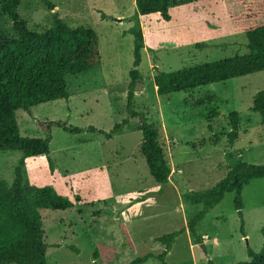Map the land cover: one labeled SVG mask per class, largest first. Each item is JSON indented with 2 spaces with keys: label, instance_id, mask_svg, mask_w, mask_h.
Segmentation results:
<instances>
[{
  "label": "rangeland",
  "instance_id": "obj_1",
  "mask_svg": "<svg viewBox=\"0 0 264 264\" xmlns=\"http://www.w3.org/2000/svg\"><path fill=\"white\" fill-rule=\"evenodd\" d=\"M48 1L53 9L41 0H20L19 18L37 33L53 27L57 19L70 27L92 28L99 40L103 86L32 106L30 114L16 112L21 136L50 135L51 165L44 156L27 158L26 180L51 186L73 203L66 210L40 211L46 264H161L155 256L164 245L157 237L183 228L200 211L201 204L184 196L207 192L224 176L226 150L240 152L247 163L264 164V124L251 109L255 93L264 90V71L165 96L156 93L153 76L157 70L246 53L247 40L238 26L264 21V0L178 2L169 7L168 21L158 13L136 15L134 0ZM137 21L144 41L138 67L143 88L135 92L133 107L157 131L171 169L166 185L148 171L135 120L109 139L89 130L92 126L108 132L126 115L133 62V36L128 30ZM16 38L10 17L1 14L0 41ZM210 108L217 115L209 116ZM233 111L239 114V137L229 147L226 133ZM37 120H62L82 131L69 133L53 125L44 132ZM20 156L16 151L0 152V177L12 181ZM241 202L243 233L234 193L227 192L197 224L201 240L196 242L186 229L175 238L166 264L248 261L247 247L259 251L264 244L263 178L243 187ZM146 253L154 257L133 263Z\"/></svg>",
  "mask_w": 264,
  "mask_h": 264
},
{
  "label": "trees",
  "instance_id": "obj_2",
  "mask_svg": "<svg viewBox=\"0 0 264 264\" xmlns=\"http://www.w3.org/2000/svg\"><path fill=\"white\" fill-rule=\"evenodd\" d=\"M41 1L49 9L54 8L48 0ZM183 1L202 0H134L136 15L158 13L164 21H168L169 7ZM19 3L20 0H4L0 5V15L10 17L17 33L16 39L0 41V152L16 151L21 155L13 169L12 181L0 177V264H46L47 244L44 242L40 211L66 210L73 203L51 186H36L26 180L24 163L27 158L44 156L51 165L50 135L44 138L21 136L16 112L22 109L30 114L32 106L95 90L103 86V78L99 65V40L92 28L70 27L57 19L56 24L43 33L31 31L19 18ZM231 19L234 21L232 16ZM238 27L247 40L246 53L193 63L175 70H157L153 76L156 93L165 96L188 92L201 86L264 71V21ZM128 31L133 36V62L128 74L126 115L108 132L92 126L89 130L109 139L122 131L129 121L135 120L141 131L140 152L148 171L157 183L166 185L171 169L158 142L157 131L148 123L146 116L133 107L135 92L143 88L138 69L144 48L139 22ZM251 109L259 114L264 124V90L255 93ZM217 113L215 108H210L208 115ZM228 120L230 130L226 137L229 147H232L239 137V114L235 111L229 113ZM36 123L44 132H50L53 125L69 133L82 131L79 127L68 126L62 120H37ZM224 158L226 172L212 189L184 196L194 204H201L200 211L183 228L157 237V241L164 245L162 252L155 256L161 264H166L165 258L175 238L186 229L196 242L201 240L196 232L197 224L227 192L234 193V207L243 233L241 192L251 180L264 179V164L247 163L240 152L235 154L229 150L225 151ZM262 233L264 235V227ZM246 251L249 260L242 264H264V244L259 251L250 247ZM150 257H154V254L146 253L136 257L133 263H144Z\"/></svg>",
  "mask_w": 264,
  "mask_h": 264
},
{
  "label": "water",
  "instance_id": "obj_3",
  "mask_svg": "<svg viewBox=\"0 0 264 264\" xmlns=\"http://www.w3.org/2000/svg\"><path fill=\"white\" fill-rule=\"evenodd\" d=\"M201 246L205 249V246H204V244H201Z\"/></svg>",
  "mask_w": 264,
  "mask_h": 264
}]
</instances>
